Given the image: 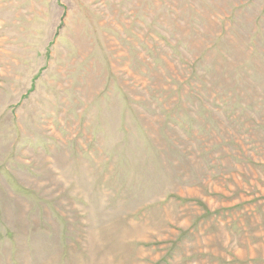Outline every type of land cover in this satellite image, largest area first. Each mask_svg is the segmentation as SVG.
Returning <instances> with one entry per match:
<instances>
[{
    "label": "rangeland",
    "instance_id": "obj_1",
    "mask_svg": "<svg viewBox=\"0 0 264 264\" xmlns=\"http://www.w3.org/2000/svg\"><path fill=\"white\" fill-rule=\"evenodd\" d=\"M0 264H264V0H0Z\"/></svg>",
    "mask_w": 264,
    "mask_h": 264
}]
</instances>
